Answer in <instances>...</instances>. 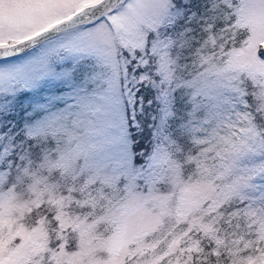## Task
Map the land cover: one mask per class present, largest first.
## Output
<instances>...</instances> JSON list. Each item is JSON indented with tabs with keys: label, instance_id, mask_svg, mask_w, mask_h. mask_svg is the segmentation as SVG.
<instances>
[{
	"label": "snow or ice",
	"instance_id": "1",
	"mask_svg": "<svg viewBox=\"0 0 264 264\" xmlns=\"http://www.w3.org/2000/svg\"><path fill=\"white\" fill-rule=\"evenodd\" d=\"M164 159L202 190L169 230L132 200L73 218L77 246L70 197L44 207L48 180L162 182ZM262 241L264 0H0V264H264Z\"/></svg>",
	"mask_w": 264,
	"mask_h": 264
},
{
	"label": "rangeland",
	"instance_id": "2",
	"mask_svg": "<svg viewBox=\"0 0 264 264\" xmlns=\"http://www.w3.org/2000/svg\"><path fill=\"white\" fill-rule=\"evenodd\" d=\"M160 168L166 170V173L165 171H160V178L166 174L167 179L162 180V182H135L132 183L131 187H128L126 183H120L118 186L116 184H97L84 187L82 182L77 181L73 183L71 179L65 181L63 176L48 180L49 185H56V187L51 189L50 192L47 190L43 192L44 207L50 212H55L56 205L54 203L50 204L48 201L56 200L61 197H70V199L64 200L62 211L66 214L70 239L75 241L77 246L80 242L79 233L73 229V218L78 217L80 219H85L94 212L103 214L105 210L118 213L122 204L132 200L139 202L142 207V211L136 213L135 216L131 218L133 224L146 223L149 213H159L163 208L166 212L164 220L162 221V226L166 230H169L175 227L174 220L178 205L183 202L186 207L191 206L199 197L202 190L199 187L190 186L196 183L193 177L195 168L189 167L181 170L169 164L167 159L160 162ZM49 175L51 174L49 173ZM69 189H72V191H69ZM89 197L97 198L95 208L92 207L91 203L86 207L83 205L82 202L89 199ZM24 198L28 199L29 194L25 193ZM32 198L34 199L35 197L33 196ZM78 201L81 203H78ZM33 219L34 217L25 214L23 223L25 225H30ZM52 227L53 225H49V232H51ZM112 228H114V225L111 224L100 225L92 236L91 243L96 244V237L101 233H109ZM130 234L131 233H129V235ZM150 238H160V234L157 233V236ZM69 256H71V253H69Z\"/></svg>",
	"mask_w": 264,
	"mask_h": 264
},
{
	"label": "clouds",
	"instance_id": "3",
	"mask_svg": "<svg viewBox=\"0 0 264 264\" xmlns=\"http://www.w3.org/2000/svg\"><path fill=\"white\" fill-rule=\"evenodd\" d=\"M256 208L259 209V208H260V205L257 204V205H256ZM253 232H254V230H253ZM250 238L253 239V240L257 239V237H256L254 234H253ZM261 243L264 244V241H262ZM228 264H230V261L228 262Z\"/></svg>",
	"mask_w": 264,
	"mask_h": 264
}]
</instances>
